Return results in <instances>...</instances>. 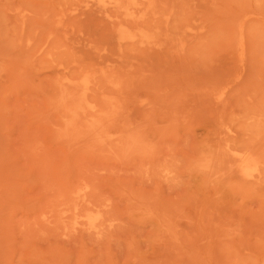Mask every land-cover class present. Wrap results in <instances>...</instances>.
Masks as SVG:
<instances>
[{
  "label": "rangeland",
  "instance_id": "1",
  "mask_svg": "<svg viewBox=\"0 0 264 264\" xmlns=\"http://www.w3.org/2000/svg\"><path fill=\"white\" fill-rule=\"evenodd\" d=\"M111 1L0 0V264H264V0Z\"/></svg>",
  "mask_w": 264,
  "mask_h": 264
},
{
  "label": "bare ground",
  "instance_id": "2",
  "mask_svg": "<svg viewBox=\"0 0 264 264\" xmlns=\"http://www.w3.org/2000/svg\"><path fill=\"white\" fill-rule=\"evenodd\" d=\"M110 8L109 9H107L106 8V6H105V4H100V5H98V10L99 11H101V13L103 12V13H105L106 15H108V16H112L113 14H110L109 13V10L110 11H113V10H115V9H117V8H119L120 7V0H113V1H111L110 3ZM122 6V5H121ZM97 8V7H96ZM97 11V10H96ZM106 12H108V13H106ZM102 13V14H103ZM113 21V20H112ZM115 21L116 20H114L113 22H114V24H117V22L115 23ZM112 22V23H113ZM117 76V75H116ZM116 76H115V78H116ZM109 77V76H108ZM114 78V79H115ZM108 78L106 77V80H107ZM110 79H111V77H110ZM109 80V79H108ZM106 82V81H105ZM109 83V82H108ZM69 99H70V97H69ZM90 102V101H89ZM90 103H92V102H90ZM95 104V103H94ZM68 106V105H67ZM96 106H97V104H96ZM66 108H68V107H66ZM71 108V107H70ZM97 108H98V110H99V106H97ZM105 109V108H104ZM97 112V109H95L94 110V114ZM72 112V111H71ZM90 114H91V112H89ZM113 113V112H112ZM68 114V113H67ZM87 116H89L88 115V113H85ZM114 114V113H113ZM69 115V114H68ZM81 115V114H80ZM92 115V114H91ZM97 115H99V114H97ZM90 117V116H89ZM84 118V117H83ZM82 118V119H83ZM70 119V118H69ZM75 119V118H74ZM81 119V118H80ZM103 119V118H102ZM76 120V119H75ZM83 121V120H82ZM76 122V121H75ZM77 124V123H76ZM79 124V123H78ZM77 124V125H78ZM76 125V126H77ZM70 127V126H69ZM78 127V126H77ZM69 129V128H68ZM252 156V155H251ZM252 163V162H251ZM251 163L249 164V159L246 157V156H240V169H241V171H242V173H244V174H246V175H249L250 173H251V170H250V166H251ZM252 165H255V164H253L252 163ZM254 167V166H253ZM257 169V168H256ZM85 222V221H84ZM88 224V226L86 227V228H88V229H91V228H95V226H93L92 224H91V222H88V223H85V225H87ZM99 230L98 231H95L94 233L95 234H99Z\"/></svg>",
  "mask_w": 264,
  "mask_h": 264
}]
</instances>
